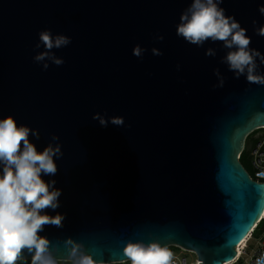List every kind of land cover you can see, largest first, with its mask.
<instances>
[{
	"label": "water",
	"instance_id": "1",
	"mask_svg": "<svg viewBox=\"0 0 264 264\" xmlns=\"http://www.w3.org/2000/svg\"><path fill=\"white\" fill-rule=\"evenodd\" d=\"M192 2L0 0V119L38 131L39 139L29 135L38 151L61 148L56 174L42 175L61 190L59 207L45 212L62 214V226L39 233L55 260L74 261L76 252L97 264L123 262L127 242L157 241L195 251V264H223L264 213V182L239 159L247 135L264 127V83L237 78L222 62L230 51L222 41L197 46L177 35ZM262 4L220 7L264 55ZM44 30L71 38L51 50L59 66L34 59L46 51Z\"/></svg>",
	"mask_w": 264,
	"mask_h": 264
},
{
	"label": "clouds",
	"instance_id": "2",
	"mask_svg": "<svg viewBox=\"0 0 264 264\" xmlns=\"http://www.w3.org/2000/svg\"><path fill=\"white\" fill-rule=\"evenodd\" d=\"M223 0H193L190 6L181 14L176 33L190 44L202 46L206 41H222L223 46L230 51L222 62L228 65L237 78L246 73L249 82L264 83V76L256 74V58L264 63V55L255 49H250L251 38L246 35V29L233 16H226L220 7ZM264 15V4L259 7ZM256 22L253 21V24ZM257 34L264 36V26L259 27ZM162 40L163 37H158ZM39 41L46 51L38 53L34 59L37 62L50 60L56 65L64 63L51 51L71 43V38L65 35L53 36L50 30L39 33ZM36 47H40L38 43ZM145 49L136 45L133 55L141 57ZM153 55L162 53L152 49ZM212 48L205 55L215 56ZM44 63V69L48 68ZM219 76V70H214ZM222 83V81H221ZM101 126L106 127L108 120L99 113L93 116ZM113 125L124 124L122 117H112ZM39 139V132L27 126H17L15 119L8 116L0 119V264H17L27 250L32 256V264H56L48 250L49 241L39 233L44 225L62 226L64 216H50L46 209L55 210L59 207L61 190L55 188V180L45 182L42 175L54 176L57 166L54 157L61 155L60 145L55 147L50 143L43 151H38L30 142L29 135ZM58 137L53 135L52 140ZM74 264H97V261L87 253L76 255L73 252ZM127 264H173V252L157 241H129L123 248ZM256 264H264V255L257 259Z\"/></svg>",
	"mask_w": 264,
	"mask_h": 264
},
{
	"label": "built area",
	"instance_id": "3",
	"mask_svg": "<svg viewBox=\"0 0 264 264\" xmlns=\"http://www.w3.org/2000/svg\"><path fill=\"white\" fill-rule=\"evenodd\" d=\"M243 152H246L252 160L253 171L251 177L256 181L264 182V127L257 128L247 135L241 154ZM263 221L264 213L247 235L248 240L246 243L244 245L240 243L236 246L238 250L236 256L223 264H256L257 259L264 255ZM166 247L173 252V264H195L198 262V257L193 250L178 244H171ZM187 252L194 255L193 259L188 257Z\"/></svg>",
	"mask_w": 264,
	"mask_h": 264
},
{
	"label": "trees",
	"instance_id": "4",
	"mask_svg": "<svg viewBox=\"0 0 264 264\" xmlns=\"http://www.w3.org/2000/svg\"><path fill=\"white\" fill-rule=\"evenodd\" d=\"M246 157H247L246 152H243L240 156V161L243 164V166H244V160ZM55 261H56V264H74V261H69V260H55ZM122 263H127V261L126 262L109 263V264H122ZM17 264H32V259H28V260L20 259L17 261Z\"/></svg>",
	"mask_w": 264,
	"mask_h": 264
},
{
	"label": "rangeland",
	"instance_id": "5",
	"mask_svg": "<svg viewBox=\"0 0 264 264\" xmlns=\"http://www.w3.org/2000/svg\"><path fill=\"white\" fill-rule=\"evenodd\" d=\"M244 166H245V168H246V170L250 173V175H251V173H252V171H253V165H252V160H251V158L248 156V154H247V157L245 158V160H244ZM263 223H264V221H263ZM250 245H252V243H250ZM186 254H188V257L189 258H191V259H193V257H194V255L193 254H191V253H189V252H187ZM245 256V255H244ZM23 260H28L29 258H22ZM122 264H127V263H122Z\"/></svg>",
	"mask_w": 264,
	"mask_h": 264
},
{
	"label": "bare ground",
	"instance_id": "6",
	"mask_svg": "<svg viewBox=\"0 0 264 264\" xmlns=\"http://www.w3.org/2000/svg\"><path fill=\"white\" fill-rule=\"evenodd\" d=\"M247 240H248V237L244 238V240L241 242V244L244 245ZM237 253H238V250H237Z\"/></svg>",
	"mask_w": 264,
	"mask_h": 264
},
{
	"label": "flooded vegetation",
	"instance_id": "7",
	"mask_svg": "<svg viewBox=\"0 0 264 264\" xmlns=\"http://www.w3.org/2000/svg\"><path fill=\"white\" fill-rule=\"evenodd\" d=\"M249 173V172H248ZM250 174V173H249ZM251 176V175H250Z\"/></svg>",
	"mask_w": 264,
	"mask_h": 264
},
{
	"label": "snow or ice",
	"instance_id": "8",
	"mask_svg": "<svg viewBox=\"0 0 264 264\" xmlns=\"http://www.w3.org/2000/svg\"><path fill=\"white\" fill-rule=\"evenodd\" d=\"M251 227V226H250Z\"/></svg>",
	"mask_w": 264,
	"mask_h": 264
}]
</instances>
